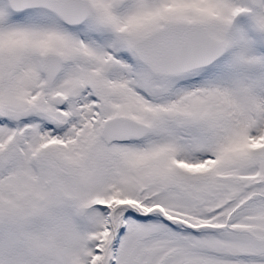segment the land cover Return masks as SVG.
<instances>
[{"label":"snow or ice","instance_id":"snow-or-ice-1","mask_svg":"<svg viewBox=\"0 0 264 264\" xmlns=\"http://www.w3.org/2000/svg\"><path fill=\"white\" fill-rule=\"evenodd\" d=\"M0 264H264V0H0Z\"/></svg>","mask_w":264,"mask_h":264}]
</instances>
